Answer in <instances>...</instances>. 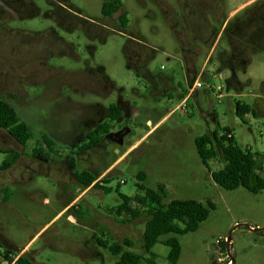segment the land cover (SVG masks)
<instances>
[{"label": "rangeland", "instance_id": "rangeland-1", "mask_svg": "<svg viewBox=\"0 0 264 264\" xmlns=\"http://www.w3.org/2000/svg\"><path fill=\"white\" fill-rule=\"evenodd\" d=\"M104 1L69 0L80 12L81 24L65 30L46 0H24L34 9L25 6L18 15L6 13L0 19V99L14 107L31 135L20 146L0 130V165L7 157L1 151L19 154L9 169L0 170L4 248L30 264H115L117 258L96 245L99 238L127 239L134 252H142L145 218L128 221L111 212L120 203L119 194L138 193L136 175L143 172L145 188L164 187L165 203L191 199L215 205L196 232L179 238L177 264H264V190L253 194L242 187L233 191L218 187L211 172L222 163L214 160L206 168L194 143L208 127H227L239 146L264 154V45L246 50L245 68L234 75L242 85L239 89L230 82L231 70L222 68L224 55L219 54L231 53L227 45H220L206 64L208 47L200 46L197 57L188 61L172 24L149 0H119L121 10L110 18L101 13ZM243 1L228 0L224 14ZM121 12L126 14L125 26L118 21ZM139 51L142 57L134 65L131 61ZM189 62L196 72H189ZM163 76L171 79L175 90L169 96H153L155 84L162 90ZM197 77L201 87L187 98L184 111H175L174 121H165L136 144L146 131L144 109L163 115L176 108ZM105 82L109 85L103 89ZM120 97L141 110L140 115L134 121L111 123L112 132H131L122 145L106 146L100 168L109 171L99 176L100 187L88 190L75 209L61 213L84 191L75 179L82 169L70 145L89 119L98 121L100 106L116 105ZM235 101L251 106L255 115L239 119ZM36 147L48 160L32 157ZM49 158L59 161L57 169ZM103 187L111 192L105 193ZM168 251L161 244L152 248L162 264Z\"/></svg>", "mask_w": 264, "mask_h": 264}, {"label": "trees", "instance_id": "trees-1", "mask_svg": "<svg viewBox=\"0 0 264 264\" xmlns=\"http://www.w3.org/2000/svg\"><path fill=\"white\" fill-rule=\"evenodd\" d=\"M120 10L119 0H105L101 7L103 16L116 14ZM118 21L121 25H126L125 12L118 15ZM109 113L108 120L99 123L89 134L88 145L100 142L109 132L111 123L120 119L117 105H111ZM234 113L244 121L247 115L254 116L255 110L243 101H235ZM0 130L6 132L20 146H25L31 136L30 127L21 120L14 107L1 99ZM194 143L196 152L206 168L208 163L214 160L222 163L220 169L211 172V178L218 187L226 191L242 187L253 194L264 190V154L239 146L227 127H217L215 130L207 131L197 136ZM1 152L7 155L0 165V170L5 171L14 164L19 154L11 150ZM32 153L40 154L42 148L36 147ZM75 179L82 190L89 187L97 189L101 185L100 181H96V176L86 171L76 174ZM145 179L143 172L138 173L136 175L138 193L131 197L119 194L120 203L111 212L116 217L126 216L128 221L145 218L141 234L142 252H134L131 242L127 239L116 242L99 238L95 240V243L117 258L115 264H162L158 262L157 254L152 252L156 244H161L169 249L164 264H177L181 255L179 238L196 232L199 225L208 218L209 213L215 210V205L211 201L200 203L191 199L171 200L165 203L164 187L159 185L156 190L147 189L143 186ZM101 189L105 193L111 192L110 188ZM8 199L5 193L4 201ZM11 254L12 252L4 248L0 241V257L8 264L12 261L8 257ZM15 264L30 263L24 256H20Z\"/></svg>", "mask_w": 264, "mask_h": 264}, {"label": "flooded vegetation", "instance_id": "flooded-vegetation-1", "mask_svg": "<svg viewBox=\"0 0 264 264\" xmlns=\"http://www.w3.org/2000/svg\"><path fill=\"white\" fill-rule=\"evenodd\" d=\"M46 1L55 8L54 13L58 14L57 22L62 29H69L81 24V22L78 21L80 20V12L69 3V0ZM149 1L160 10L165 21L172 24L171 28L175 33L178 44L184 46L186 49L185 54L188 61H191L193 55L197 57L198 51H200L202 47H208L209 49L214 47L215 51L220 45H227L231 53L229 52V54H227L226 52L220 51L219 55H224L222 56V58L224 57L222 68L230 69L233 74L230 82L237 81L234 76L236 70H243L245 68L247 63L246 50L253 48L258 49L259 46L264 45V0H244L240 4L246 5L229 21L227 20L228 14H224V6L228 0ZM25 6L31 10L34 9L32 3H25L24 0H0V19L6 13L18 15V12ZM113 15L105 16V18H110ZM58 44L63 45L64 43L59 41ZM198 46L202 47L199 48ZM196 50H198L197 53L195 52ZM137 53L138 55L135 57L134 62L131 61L134 65H137V62L142 57L140 51ZM208 60L207 62H209ZM191 64L192 62H189V72L194 73L196 71L192 68ZM160 83L162 88L161 91L157 89L158 87L156 84L154 86L153 91L156 94L164 93L166 96L168 93L170 94L175 90L171 88L170 83L168 84L163 78L160 79ZM191 88L192 86L190 89ZM191 96L192 94L189 97ZM109 114V109H104L98 114V121L96 119H89L87 124L81 127L74 143L70 145V152L76 155V159L79 161L78 166L82 169L81 172L86 171L97 178L109 169L107 168L104 171L100 168L103 157L106 154V146L110 143L116 146L120 144V142L122 145L123 139L127 135L125 129L112 132L111 125L109 132L104 135L100 142L95 145H88L89 134L99 123L108 120ZM108 134L111 135L108 136ZM43 156V151L40 154L32 153L33 158H39L44 161L48 160L44 159ZM50 160L52 168L57 169L55 163L58 164L59 161L53 158ZM69 160L71 159L69 158ZM67 165L69 168H72L71 164ZM28 169H30V167L26 168V170ZM65 171L67 170L64 169L63 172ZM3 223L0 220V224L3 225ZM1 244L4 247L3 243Z\"/></svg>", "mask_w": 264, "mask_h": 264}, {"label": "crops", "instance_id": "crops-1", "mask_svg": "<svg viewBox=\"0 0 264 264\" xmlns=\"http://www.w3.org/2000/svg\"><path fill=\"white\" fill-rule=\"evenodd\" d=\"M246 4H239L238 6H236L234 9H232L229 14H228V17H227V20H231L237 13H239L241 11V9L245 6ZM135 48V47H133ZM136 51H138L137 48H135ZM214 52V47L210 49L207 57H206V62L204 64L207 63V60L209 57H211L212 53ZM204 68H202L201 70H199L198 72V75H201L202 74V71H203ZM148 76L150 79H153L151 75H146ZM199 77V76H198ZM198 77H197V81L198 80ZM164 80L167 81V83L169 84L171 79L169 77H165L163 76L162 77ZM195 80V81H196ZM233 84L235 86H237L239 89L242 88V85L240 82L236 81V82H233ZM109 85L108 82H105L103 84V89L106 88L107 86ZM152 95H157L155 92L152 93ZM169 96V93L167 94ZM180 97V96H179ZM187 98V95L186 97H184L183 99L180 100L179 104H181V102H183V100H185ZM178 104V105H179ZM113 105V104H111ZM108 108H110V106ZM117 107L119 109V112H120V119L118 120V122L120 121H134L135 119H137V117L140 115L139 113L141 112V110H137L134 106H132L129 102L127 101H124L121 97L119 98L118 102H117ZM107 107H104V106H100L99 109H100V113L104 110V109H108ZM175 109V108H174ZM174 109H167L165 111V113L163 115H156L154 112L152 113V111L150 110H145L144 109V113H143V116H145V127H146V131L145 133L136 141V144H138L139 142H141L143 139L145 138H148L150 137L153 133H155L160 127L161 125L164 124L165 121L167 120H172L174 121V118H173V110ZM213 121H214V118H213ZM126 133L129 134L131 132V130H126ZM208 131H212L209 129L208 127ZM127 154V151L122 154V156L120 158H122L123 156H125ZM119 158V159H120ZM118 159V160H119ZM108 170H106L105 172L102 173L101 176H103L106 172H108ZM99 180V177L97 178L96 181ZM91 187L87 188L86 190H84L82 193H80V195L78 197H75L72 201H70L61 211L64 212L65 210H67V212H69L71 209H75L76 208V202L77 200H81L82 196L88 192V190H90ZM69 219L71 221H75V218L73 215H69Z\"/></svg>", "mask_w": 264, "mask_h": 264}, {"label": "built area", "instance_id": "built-area-1", "mask_svg": "<svg viewBox=\"0 0 264 264\" xmlns=\"http://www.w3.org/2000/svg\"><path fill=\"white\" fill-rule=\"evenodd\" d=\"M200 87H201V84L199 83V81L196 80V81L193 83L192 88L190 89V91H189V93H188V95H187V98H188L191 94H193V93H194L198 88H200ZM219 97H220V95H219ZM187 98H186L185 100H183V102H181V104H179V105L173 110V112H174V111H177V110H182V111H184L183 109H185V103H186ZM19 256H21V254H19V255H17V256H14L13 254L9 255V256H8L9 259H12L11 264H13ZM13 257H15V258H13ZM1 260H2L3 262H5L6 264H8L6 260H3V258H1ZM5 263H4V264H5Z\"/></svg>", "mask_w": 264, "mask_h": 264}, {"label": "water", "instance_id": "water-1", "mask_svg": "<svg viewBox=\"0 0 264 264\" xmlns=\"http://www.w3.org/2000/svg\"><path fill=\"white\" fill-rule=\"evenodd\" d=\"M111 134H108V136H110ZM118 145H121V142H120V144H118ZM227 241L228 242H230V237L227 239Z\"/></svg>", "mask_w": 264, "mask_h": 264}]
</instances>
